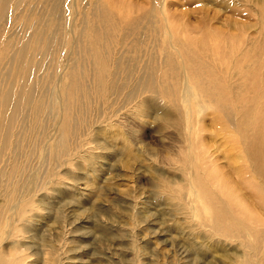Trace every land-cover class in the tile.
<instances>
[{
    "label": "rangeland",
    "instance_id": "obj_1",
    "mask_svg": "<svg viewBox=\"0 0 264 264\" xmlns=\"http://www.w3.org/2000/svg\"><path fill=\"white\" fill-rule=\"evenodd\" d=\"M33 1L34 9L42 13L44 1ZM72 1L62 0L63 8L69 4L72 11H82L89 0ZM99 1L121 17V25L111 27L116 36L132 35L128 21L141 7L149 10L155 5V0ZM22 6L21 11L27 9ZM153 13L156 32L137 27L134 36L155 33L156 37L137 38L144 44L134 55L146 60L151 56L164 67L167 49L174 57L191 49L187 51L191 100L180 99L182 125L174 120L163 125L161 109L150 101L167 109V116L173 115L167 99L152 92L141 93L122 107L114 98L108 111V96L96 99L85 94L82 100L94 117L92 130L73 159L54 168L32 198L29 220L22 223L30 229L18 237L24 264H40L37 258L48 252L55 254L57 264H242L246 258L260 262L263 251L254 256L240 240L213 236L194 221L188 201L190 184L202 191L201 182L192 181L197 176L229 213L236 203V210L244 205L264 217V0H165L162 12ZM65 14L68 20L76 17L67 10ZM11 20L0 32L1 65L11 54L8 45L26 33L21 19ZM108 49L112 50L110 45L102 51ZM123 49L114 46L116 54ZM195 61L202 86L209 91L202 102L189 84ZM52 69L46 68L52 75L47 88L50 102L62 96L52 84L58 68ZM100 71L109 77L113 69L106 66ZM38 74L42 75L40 70ZM41 83L40 79L38 92ZM106 116L111 117L107 124ZM54 124L49 132L59 134ZM245 208L240 212L246 213ZM240 212L235 216L243 221ZM247 222L264 238V225Z\"/></svg>",
    "mask_w": 264,
    "mask_h": 264
},
{
    "label": "bare ground",
    "instance_id": "obj_2",
    "mask_svg": "<svg viewBox=\"0 0 264 264\" xmlns=\"http://www.w3.org/2000/svg\"><path fill=\"white\" fill-rule=\"evenodd\" d=\"M43 1L45 10L41 13L34 9L33 0H0V32L9 27L6 24L9 18L13 22L21 19L26 30L17 43L8 45L11 54L5 60V65L0 64V71L6 75L0 77V197H3L0 198V264L25 263L24 257L19 255L21 250L18 237L30 229L23 227L22 223L29 220L26 214L31 211L32 198L43 188L44 180L49 179L54 168L73 159L76 148L92 130L89 131V127L94 117L90 116L91 113H88L87 105L82 100L85 94L88 97L93 94L96 99L99 98L98 95L108 96L105 107V111H108L115 100L121 106L141 93H155L167 99L173 115V118L167 116V109L150 101L155 108L161 109L160 118L164 126L171 120L182 125L184 110L180 99L185 97L191 100V90L187 91V51L191 52L190 48L184 49L186 54L181 52L180 57H174L172 51L167 49L164 67L153 62L155 58L151 56L146 60L140 54L134 55L139 45L144 44L137 38L156 37L155 33L134 36L137 27L156 32L152 24L153 12H162L165 0H155V5L149 10L145 7L138 9L133 17L137 19L135 24L130 23L133 18L128 21L133 30L132 35L122 36H116V32L111 29L121 25V17L113 15L105 3L99 0H89L82 6V11L78 12L75 9L72 11L69 4L64 9L62 0ZM22 5H26L27 9L21 11ZM65 10L69 12L68 15L75 14L76 17L68 20ZM141 21L145 23L142 24ZM103 25L106 29L104 32ZM109 45L112 50L108 49L109 52L104 53L102 48ZM114 46L125 49L116 54ZM95 51L91 59L89 55L92 56ZM188 59L191 61L192 56ZM106 66L113 69L109 77L100 71ZM51 67L52 70L58 68L52 84L54 89H58V94L62 95L54 102L49 101L47 89L52 75L51 72H46V68ZM180 69L184 74L182 71L181 75ZM199 69L198 62L195 61L189 84L196 91L198 101L202 102L208 97L209 91L208 87L202 86L203 82L197 74ZM39 70L42 75L38 74ZM132 70H136L137 74ZM40 79L41 91L38 92L37 84ZM145 100L143 98L141 101ZM114 111H110V114L113 115ZM109 117H105L104 123L109 122L112 116ZM96 118L95 122L98 120ZM122 119L124 123V118ZM53 121L59 134H55L54 129L49 132ZM190 128L191 126H187L188 132ZM72 140L73 146L69 147L68 143ZM65 158L67 160L63 161ZM187 164H184L186 169ZM7 174L11 176L8 177ZM192 181H200L199 186L202 188V191H198L190 184L188 206L194 210L191 213L192 219L206 227L213 236L240 240L254 256L263 251L257 264H264V238H261L258 229L247 222V219H251L264 225V217L258 215L260 212L250 207L246 210V206L241 204L242 211L244 207L246 213L241 211L245 218L243 221L239 220L235 213L241 209H235L238 207L235 206L236 203L229 213L226 207L217 204L216 199L210 195L205 181L197 176ZM37 259H41L40 264L58 262L55 254L50 252ZM242 264L256 263L246 258Z\"/></svg>",
    "mask_w": 264,
    "mask_h": 264
}]
</instances>
